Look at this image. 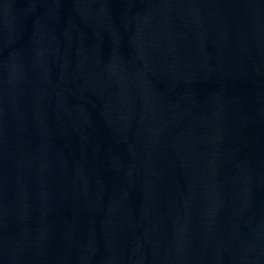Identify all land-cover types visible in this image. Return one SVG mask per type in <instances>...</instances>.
Listing matches in <instances>:
<instances>
[{
  "label": "water",
  "instance_id": "95a60500",
  "mask_svg": "<svg viewBox=\"0 0 264 264\" xmlns=\"http://www.w3.org/2000/svg\"><path fill=\"white\" fill-rule=\"evenodd\" d=\"M0 264H264V0H0Z\"/></svg>",
  "mask_w": 264,
  "mask_h": 264
}]
</instances>
